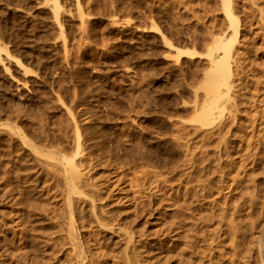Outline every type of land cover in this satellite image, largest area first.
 Listing matches in <instances>:
<instances>
[{
  "label": "bare ground",
  "instance_id": "6f19581e",
  "mask_svg": "<svg viewBox=\"0 0 264 264\" xmlns=\"http://www.w3.org/2000/svg\"><path fill=\"white\" fill-rule=\"evenodd\" d=\"M220 4L223 18L205 32V65L185 101L188 120L162 112L154 130L165 137L156 146L151 130L136 135L109 123L113 106L95 110L101 86L86 76L65 96L63 85L52 88L39 114L45 129L7 123L0 244L16 243L13 259L264 264V0ZM70 38L66 53L76 49Z\"/></svg>",
  "mask_w": 264,
  "mask_h": 264
},
{
  "label": "rangeland",
  "instance_id": "374dc122",
  "mask_svg": "<svg viewBox=\"0 0 264 264\" xmlns=\"http://www.w3.org/2000/svg\"><path fill=\"white\" fill-rule=\"evenodd\" d=\"M59 1L64 36L56 0H0V132L10 120L45 129L39 114L45 116L52 88L63 85L65 96L84 76L101 86L94 92V109L113 106L117 113L109 123L136 135L153 131V146L159 135L165 137L160 133L165 129L154 130L162 112L170 114V122L188 120L185 101L205 65V32L223 18L220 0ZM67 36L70 48L76 47L69 53L62 45ZM177 46L196 52H180ZM16 249L11 238L0 244V264H31L13 259Z\"/></svg>",
  "mask_w": 264,
  "mask_h": 264
}]
</instances>
